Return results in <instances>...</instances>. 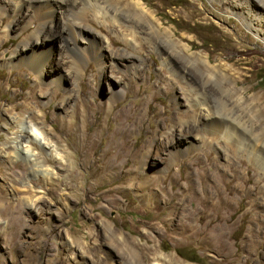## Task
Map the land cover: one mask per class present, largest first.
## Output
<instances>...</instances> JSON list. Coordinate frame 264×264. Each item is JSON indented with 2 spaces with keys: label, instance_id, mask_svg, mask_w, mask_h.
<instances>
[{
  "label": "rangeland",
  "instance_id": "1",
  "mask_svg": "<svg viewBox=\"0 0 264 264\" xmlns=\"http://www.w3.org/2000/svg\"><path fill=\"white\" fill-rule=\"evenodd\" d=\"M14 1L0 0V264H264V35L219 0H138L152 19L133 0H76L85 36L104 42L86 60L65 44L67 10L48 21ZM164 27L220 73L173 51ZM32 113L67 168L37 173L17 152L13 118ZM143 144L135 176L157 180L140 193L127 169Z\"/></svg>",
  "mask_w": 264,
  "mask_h": 264
},
{
  "label": "bare ground",
  "instance_id": "2",
  "mask_svg": "<svg viewBox=\"0 0 264 264\" xmlns=\"http://www.w3.org/2000/svg\"><path fill=\"white\" fill-rule=\"evenodd\" d=\"M133 1L138 6L141 7V9H136V10L132 11L135 15L139 16L142 19L143 18L152 19L153 14L149 10H147L145 7H142L140 4V1H138V0H133ZM219 1L223 2L233 12L238 13V15H240L245 20V22L249 25V27L251 29L255 30V32L257 33L258 36L264 35L262 33V31L264 30V4L260 3V2H262L261 0H259L260 2L257 1L259 3L255 2L256 0L255 1L254 0L253 1L252 0H244V2H242L241 0H219ZM13 4H14L13 12L15 14L19 13L22 9L28 7V9H30L32 12L31 18H34L35 15L39 16V18H41V15L39 14L40 13V7L44 6V8L47 10V16H48L47 20L48 21L50 20L51 16H53V14L55 12H61V11L66 12V10H67L68 13L66 12L67 14L65 17V26H64V30L66 29L65 31L67 32L65 44L69 45V41H68V39H69L71 41L70 44L75 49L74 51H76L81 57L85 58L86 60H89L91 57L100 56V52H102L103 49H105L104 48V42H101L100 39H98L96 36H94L93 39L97 40L100 44H98V46L94 47L95 44L93 43V40L90 37H86L85 33L82 30V27L79 26L80 24L78 25V22L75 19V16H76V13H75V11H76V9H75L76 0H16L13 2ZM65 8H68V9H65ZM104 11L107 12V10H105V9H104ZM44 24H46V21ZM161 34H163L164 37L167 39V41L171 44V46L173 47V51H174V49L179 48L183 51L186 59L198 60L204 65V67L208 71L220 73V67L223 64H220V67L214 66V65H212L210 60L208 58H205L202 54L197 53V52H193L190 45H188L186 43H182L181 41L177 40L174 37V31L172 29H170L168 27H164L161 30ZM36 36L39 37L38 35H36ZM156 49H158L160 51V57L165 64H168V63L173 64V68H174L175 72L177 70L180 74H183L185 79L187 81H189L190 85L193 84L192 78H188L187 74L178 68L179 65H176L175 63H173L174 61H172V58H173L172 54H171V52H169L165 48L164 44H162V43L158 44ZM22 54H16L15 53L13 56H11L9 58L12 60L11 62H14V61L18 60L19 58L21 59V57H23ZM112 57H114V56H112ZM112 57H111V60H113L115 58V57L114 58H112ZM120 59H122L125 62V65L128 67V70L130 71V76L132 75V77H134L138 74V64H137L136 60H134V58L130 59L129 62L125 60L126 59L125 56H123V57L121 56ZM105 67H106V62L104 60L100 61V68L102 70H104ZM174 70L172 69V71H174ZM124 77H126V76H124ZM119 81H120V79H119ZM127 82H128L127 78H124L123 80H121L119 82V86H115L116 88L113 89V94L117 97L120 96L124 92V86L126 84H128ZM57 85H58V83H57ZM55 96H57V97L59 96L58 92L55 93ZM29 104L30 103L25 102V111H26V109L27 110L31 109ZM101 105H103V104H101ZM29 112H31V111H29ZM32 115H33V113H32ZM184 117L188 118L189 114H185V115L181 116L178 120H180ZM29 118L28 117H22V116L13 118L16 125L18 126V129L14 135V138L16 139L15 140L16 148L19 150L17 152H21L22 155L25 152V154L30 158L29 160H32L33 165L36 168L35 171H38L37 173L42 172L44 175H51L52 170L49 169L50 165L46 166V163H48V164L49 163H51V164L56 163L60 167L67 168L69 163L67 162V159L64 156L65 153H63L58 148L57 143H55L53 140H51V138L47 137L45 131L40 126H38L36 124V122H34V119L36 118V116L33 115L32 117H29ZM137 119L139 120V119H141V117L139 116V117H137ZM137 119L132 124L131 128H129L126 125L123 128V131L125 133H127V131L130 129V132H131V130L134 129L135 124L138 123ZM221 123H224V121L222 120ZM36 143H40L46 149V155L43 156L44 158H41L39 156V154L36 155L37 153L36 154L33 153V147ZM192 145L193 144H191L190 147L182 146L179 150L181 152L186 151L189 148H191ZM145 146H147V144L142 145L140 150L136 153L135 157H133L132 165L127 169V173H130L129 179L136 184V189L140 193H144L145 190H147L150 187L148 185V182L154 181V179H156L155 178L156 176L155 177L150 176L151 179H149L150 178L149 175H147L146 178H144L140 174H139L140 177L135 176V174L137 175V168H138L139 164H141V166H143V168L141 167V169L139 168V170L143 174H147V168H148L147 161H148L150 151L145 150ZM5 150H6V148H5ZM177 153H178L177 151L172 152L171 155L175 156ZM64 160H66L67 163H64ZM120 164L119 165L116 164V166H114L113 168L115 170L120 169L121 168ZM109 166H110V164H109ZM73 173H74V171L72 172V174ZM72 178L73 179L68 178V180L60 179L59 184L64 183L67 186V189H69L70 185H75L76 183H78V180L75 177H72ZM111 190H112V188H108V191H111ZM65 194H68V193H65ZM37 200H38V198H35L32 200V202L34 203ZM113 232L118 234L115 230H113ZM120 240L125 242V237L120 239Z\"/></svg>",
  "mask_w": 264,
  "mask_h": 264
},
{
  "label": "trees",
  "instance_id": "3",
  "mask_svg": "<svg viewBox=\"0 0 264 264\" xmlns=\"http://www.w3.org/2000/svg\"><path fill=\"white\" fill-rule=\"evenodd\" d=\"M177 252L180 254V251L179 250H177Z\"/></svg>",
  "mask_w": 264,
  "mask_h": 264
}]
</instances>
